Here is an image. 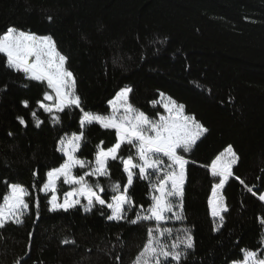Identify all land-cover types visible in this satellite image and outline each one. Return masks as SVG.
I'll list each match as a JSON object with an SVG mask.
<instances>
[{
	"label": "trees",
	"instance_id": "1",
	"mask_svg": "<svg viewBox=\"0 0 264 264\" xmlns=\"http://www.w3.org/2000/svg\"><path fill=\"white\" fill-rule=\"evenodd\" d=\"M9 26L53 37L69 58L66 66L76 77L85 110L107 114L109 100L128 86L130 103L148 116L164 114V93L208 129L192 151L184 153L190 161L185 219L168 225L174 232L191 231L195 247L184 264H233L242 259L241 249L261 247L264 0H0V34ZM45 90L46 85L7 69L0 56V195L6 191L5 180L21 183L32 193L23 224L9 222L0 229V264H132L146 240L145 224L109 221L108 209L98 205L91 212L79 206L51 212L49 195L38 191L47 171L62 163L58 139L80 131L79 109H66L67 114H59L62 123L54 125L38 108ZM32 111L44 121L39 127ZM17 117H23L27 127ZM86 136L88 142L77 156L88 160L94 159L101 140L105 146L115 142L114 131L97 124L87 128ZM228 145L240 159L220 191L228 211L216 231L219 219L210 215L208 200L217 181L207 166ZM121 154H129L128 146ZM110 165L112 179L123 186L122 165ZM240 179L255 186L257 195L247 192ZM100 180L106 189L101 195L110 198L108 181ZM129 193L137 205L128 214L133 218L139 205H150V190L137 179ZM65 238L75 244L62 243Z\"/></svg>",
	"mask_w": 264,
	"mask_h": 264
},
{
	"label": "snow or ice",
	"instance_id": "2",
	"mask_svg": "<svg viewBox=\"0 0 264 264\" xmlns=\"http://www.w3.org/2000/svg\"><path fill=\"white\" fill-rule=\"evenodd\" d=\"M0 56L5 58L7 69L23 74L28 81L46 85L47 90L43 92L42 99L37 100V105L48 114L52 124L62 123L59 114L65 113L66 109H79L81 113L80 131L58 139L56 151L61 153L62 163L47 171L46 182L38 189L45 196L51 194L47 201L49 211L69 212L79 206L84 212H91L97 205L101 209L107 208L110 211L107 215L109 221L146 225V240L132 264H184L189 251L195 247L191 231L183 228L174 232L168 225L185 219L184 185L190 161L184 153H190L208 129L194 116L185 114V105L165 97L164 93H160L164 114H158V119L148 116L130 103L132 89L128 86L109 100L110 111L107 114L85 110L77 93L76 77L66 66L69 58L58 49L50 35H37L9 26L0 34ZM21 103L25 108L29 107L27 100ZM153 104L155 106V102ZM31 115L36 127L44 123L36 111H32ZM17 119L27 127L23 117ZM93 124L114 131L115 142L105 146L101 140L95 146L94 159L88 160L77 156V153L82 143L88 142L86 130ZM124 146H128L127 156L121 154ZM239 159L233 146L228 145L207 166L211 177L217 181L211 186V198L208 200L211 215L219 218L216 231L223 225L222 213L228 211L220 191L233 176V166ZM112 161L122 165V173L126 175L123 186L120 181L112 179ZM76 169L84 171L76 173ZM90 177L94 182L89 180ZM101 177L108 181L107 190L112 193L110 198L101 195L106 191ZM137 179L147 183L151 203L146 208L139 205L134 217L129 218V212L137 208L129 193ZM61 181L70 187L63 193L62 200L58 194ZM239 182L247 192L257 195L255 186H248L242 179ZM4 184L6 191L0 195V229L9 222L23 224L22 218L30 209L28 198L32 195L30 189L21 183L5 180ZM258 199L264 202V194H259ZM35 207L39 209L38 197ZM259 223L264 226V217L259 218ZM117 240H120L119 235ZM62 243L75 244V241L65 238ZM259 243L261 247L258 249H241L242 259L233 261V264H264V234ZM119 259L117 256V262Z\"/></svg>",
	"mask_w": 264,
	"mask_h": 264
},
{
	"label": "rangeland",
	"instance_id": "3",
	"mask_svg": "<svg viewBox=\"0 0 264 264\" xmlns=\"http://www.w3.org/2000/svg\"><path fill=\"white\" fill-rule=\"evenodd\" d=\"M114 98V97H113ZM112 98V99H113ZM163 103V101L161 100V104ZM108 107H109V105H108ZM109 111H110V109H109ZM158 119V118H157ZM58 144V143H57ZM61 154V153H60ZM77 170V169H76ZM76 170H74V171H76ZM47 179V178H46ZM68 190H70V187L68 186V185H63L62 184V181H61V184H60V187H59V192H58V194H59V196H60V198H61V200L63 199V193L65 192V191H68ZM43 193V192H42ZM264 194V193H263ZM49 195V198H50V196H51V194L49 193L48 194ZM220 196H221V194H220ZM211 198V195H210V197H209V199ZM82 202H85L86 203V201H83L82 200ZM264 203V202H263ZM99 206V205H98ZM208 209H209V213H210V215H211V208H210V206H209V204H208ZM109 211V210H108ZM109 214H110V211H109ZM212 216V215H211ZM216 219H219L218 217L216 218Z\"/></svg>",
	"mask_w": 264,
	"mask_h": 264
}]
</instances>
